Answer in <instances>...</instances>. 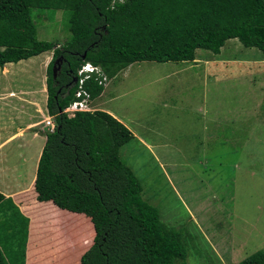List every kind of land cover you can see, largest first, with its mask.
Masks as SVG:
<instances>
[{"label": "rangeland", "instance_id": "rangeland-1", "mask_svg": "<svg viewBox=\"0 0 264 264\" xmlns=\"http://www.w3.org/2000/svg\"><path fill=\"white\" fill-rule=\"evenodd\" d=\"M33 17L39 39L62 44L70 38L63 11L35 9ZM46 57L52 59L53 51L22 60L16 78L0 80V94L9 101L23 97L18 109L10 104L0 111V142L28 125L29 113H34L29 100L38 103L37 124L23 139L26 148L21 138L13 141L5 150L8 157L0 161V186L7 193L16 192L15 182L9 181L18 178L15 172H28L26 178L19 176L26 179L21 186L27 201L30 192L33 196L29 186L37 174L35 157L46 142L47 121L53 122L47 110ZM108 85L106 96L96 100L130 117L137 134L157 147L149 152L131 140L121 156L140 180L144 197L160 209L162 221L182 231L187 261L238 264L264 251L262 51L232 38L219 53L197 49L194 61L133 63L110 77ZM35 86V96L26 92ZM20 207L24 210H5L8 217L20 212L14 229L7 228L5 238L0 235L8 264H78V254L93 242L90 226L78 239L66 223L57 233L63 225L45 215L50 208L37 205L30 212Z\"/></svg>", "mask_w": 264, "mask_h": 264}, {"label": "trees", "instance_id": "trees-1", "mask_svg": "<svg viewBox=\"0 0 264 264\" xmlns=\"http://www.w3.org/2000/svg\"><path fill=\"white\" fill-rule=\"evenodd\" d=\"M35 9L63 11L70 38L39 39ZM232 38L264 56V0H0V67L53 51L46 84L55 128L44 133L35 190L38 201L90 219L93 242L79 264H190L182 231L162 221L122 159L135 138L130 129L105 110L62 112L79 68L91 62L112 78L136 62L194 61L201 48L219 53ZM86 88L96 98L105 86L92 77ZM5 198L0 191V203ZM0 264H8L1 247ZM238 264H264V251Z\"/></svg>", "mask_w": 264, "mask_h": 264}, {"label": "crops", "instance_id": "crops-1", "mask_svg": "<svg viewBox=\"0 0 264 264\" xmlns=\"http://www.w3.org/2000/svg\"><path fill=\"white\" fill-rule=\"evenodd\" d=\"M51 60L52 59H49L48 57H46V59L45 58L42 59L43 62H46L47 67H48V64L50 63ZM21 61H19L17 63H20ZM17 63L11 62V63H7L4 67H0V80H3L4 77H10V78H12V77L15 76V78H16V72L21 71L20 69L18 71ZM108 86L109 85L105 86L104 91L99 96H97L96 98H92V100L90 101V107H91L92 111H95V110H105V111L109 112L110 114H112L113 116H115L117 119H119L121 122H123L130 129V131L135 136V138H133L132 140H138L145 147V149L147 151H149V152H151V150H150L151 147H153L154 150H155V148H157L156 145L152 144L151 142H148L145 138H143L139 134H137V132L134 130V128H133V126L131 124L133 122L130 119V117H128V116L121 117L117 112H115V110H113L111 108H107L105 106L106 103H99L96 100L97 98L106 96V94H107V87ZM26 92H29L30 94L32 93L33 96H35L38 93L37 86H35L33 89L31 87V90L26 91ZM11 94L12 95H15V92L14 91H11ZM22 98H23L22 95L19 94V97L16 98V100L9 101V98H7L6 95H3V94L1 95L0 94V111H5L7 107H10V104H11V107H15V108L18 109L19 107H16V105H19L21 103ZM35 101L36 100H29L30 110L32 109V106H34V113L33 114L29 113V118H28L29 122H28V125L25 128H23V127L20 128L19 127V131L18 132H13V133L7 135L5 138H2V140L0 142V151L2 150L3 153L0 155V161H3V160H5L8 157V152L5 151V150H7L6 149L7 146H9L13 141H16V140H18V139L21 138L22 139V143L25 142L24 143V146L26 148V141L23 140L24 137H25V135H26V133H27L26 131L27 130H31V128L34 125L37 124V120H36L37 114L36 113L38 112V103L35 102ZM28 106H26V107H28ZM28 134L30 135L31 134V131H29ZM152 141H154V139ZM9 150L12 151V149H9ZM41 153H42V150L40 151V154L35 157L36 160H37L38 157L40 159ZM154 157H156L155 154H154ZM32 161H33V158H32ZM36 172H37V170H36ZM25 174H28V172L27 171H24L22 173V175H21V173L15 172L14 175H17V177H18L17 179L18 180L17 179L14 180L13 178L9 179V181L15 182L14 188H12L13 190L16 191L15 194H13V193L11 194L9 192L7 193V192L3 191L2 189H5V186H0V191H2L6 195L5 200H3L0 203V213L3 212L2 214H0V216H1L0 235H2L5 238L6 235H7V231H10V230H13L14 229L13 226L16 223V222H14L15 217L17 215L18 216L20 215V212L16 211V213H14V216L13 217L5 216V210L6 209H11V210L14 211L15 210L14 208H16V207H19V208H21V210H24L22 207H20L22 205L24 207L28 208L30 212H32L33 209H36V206L37 205H39L40 207L45 206V207H47V209L50 208L51 210H49L48 212H45V215L47 213H50V216L49 217H52L54 221H55V219L58 218L57 221H60L59 222V225H61V226L63 225V223H64V225L66 223V225L73 226L72 229L74 230V232L78 236V239L83 238L82 237L83 235L80 232H82L81 230L83 228L84 229L87 228V226H90L91 229H93V232H94V228L92 226V223H91L90 219L87 217L86 214L79 213V212H73V211L66 210V209H62V208L58 207L57 205H55V203L53 201H47V202H40V201H38L37 200V192L35 190V179H36V177L33 180V185L32 186H29V188L31 189V191L33 193V196H31V192H30L29 196H31V197L28 196L29 201H27V199L25 197L26 195L22 194L23 191H26V190H23V188L21 186V183L24 184V182L26 180V179H24V178H26L24 176ZM1 175H3V173H1ZM20 175L21 176H24V178L19 177ZM20 180H21V182H20ZM9 181L7 182L8 184H10ZM1 187H4V188L1 189ZM23 187H26V185H23ZM29 188H28V190H30ZM13 202L15 204H13ZM33 206H35V207H33ZM49 217H47L46 219H48ZM31 218H33V217H30V219ZM64 225H63L62 229H58V231L59 230H63L65 228ZM7 228H10V230H8ZM58 231H57V233H58ZM4 234H5V236H4ZM74 243H75V241H74ZM81 245H82V243H80V246ZM84 250H83V252H84ZM76 251L79 252L78 251V247H77ZM83 252H80L78 254V256H79V258H78V264H79V260H80V255Z\"/></svg>", "mask_w": 264, "mask_h": 264}, {"label": "built area", "instance_id": "built-area-1", "mask_svg": "<svg viewBox=\"0 0 264 264\" xmlns=\"http://www.w3.org/2000/svg\"><path fill=\"white\" fill-rule=\"evenodd\" d=\"M96 74V75H95ZM94 77L99 81V84L107 85L109 81L108 75L102 70L100 66H95L90 62L84 63L78 70V76L76 78L77 88L75 90L73 100L63 109L68 117H75L78 112L91 111L90 101L92 96L90 91L86 88V82L88 79ZM48 124H51V130L54 129V124L49 119Z\"/></svg>", "mask_w": 264, "mask_h": 264}, {"label": "water", "instance_id": "water-1", "mask_svg": "<svg viewBox=\"0 0 264 264\" xmlns=\"http://www.w3.org/2000/svg\"><path fill=\"white\" fill-rule=\"evenodd\" d=\"M86 56V53L84 54V58ZM61 65H62V59L61 58H57L56 61H55V64L53 66V74H54V77L57 76V73H58V70H60L61 68ZM76 81V79H75Z\"/></svg>", "mask_w": 264, "mask_h": 264}, {"label": "clouds", "instance_id": "clouds-1", "mask_svg": "<svg viewBox=\"0 0 264 264\" xmlns=\"http://www.w3.org/2000/svg\"><path fill=\"white\" fill-rule=\"evenodd\" d=\"M91 63V62H90ZM94 65V64H93ZM95 66H97V65H95ZM96 75V74H95ZM109 77V76H108ZM110 79V78H109ZM75 83H76V81H75ZM107 85H108V83H107ZM107 85H105V86H107ZM76 87H77V85H76ZM92 111V110H91ZM49 115V114H48ZM50 116V115H49ZM51 118H52V116H50ZM51 120V119H50ZM52 122V121H51ZM53 124H54V128H55V123H54V120H53V122H52ZM50 125V127H49V129L51 130V124H49ZM54 130V129H53ZM53 130H51V131H53Z\"/></svg>", "mask_w": 264, "mask_h": 264}]
</instances>
